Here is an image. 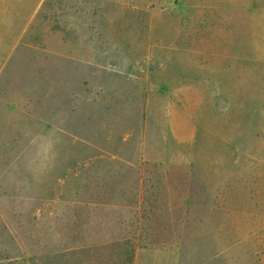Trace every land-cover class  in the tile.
<instances>
[{
  "label": "rangeland",
  "instance_id": "obj_1",
  "mask_svg": "<svg viewBox=\"0 0 264 264\" xmlns=\"http://www.w3.org/2000/svg\"><path fill=\"white\" fill-rule=\"evenodd\" d=\"M57 26L65 53L0 70V264H264V0H84Z\"/></svg>",
  "mask_w": 264,
  "mask_h": 264
},
{
  "label": "crops",
  "instance_id": "obj_2",
  "mask_svg": "<svg viewBox=\"0 0 264 264\" xmlns=\"http://www.w3.org/2000/svg\"><path fill=\"white\" fill-rule=\"evenodd\" d=\"M31 1L32 0H0V70L4 68V65H6L8 61H13L14 58L12 55L21 43L26 46H39L48 53H65L64 48H62L64 34L61 33L64 29L59 26H57L58 28H52L51 25H59L63 22L67 24L69 21H77L78 17H81L84 8V0H48L45 11L38 18L35 13L30 15L28 23L31 27H24L25 29L23 28L21 32L17 31L19 26H16L15 29L14 22L19 20V7L28 8ZM11 8L16 10H12V16H9L7 9ZM13 87L14 85L12 86L6 82L0 85L1 112L5 113L11 111L12 114L14 110L13 105L18 106V100L20 98L18 88V96L9 98L13 92H16L13 90ZM7 121L9 122V119H7ZM8 125L10 124L6 123V127ZM3 129L4 124L0 126V130ZM0 134H5V132H0ZM146 261V263L141 264H152L148 262V259H146Z\"/></svg>",
  "mask_w": 264,
  "mask_h": 264
}]
</instances>
